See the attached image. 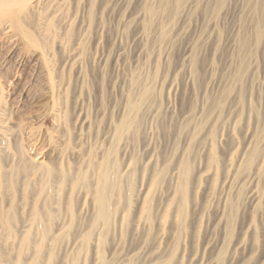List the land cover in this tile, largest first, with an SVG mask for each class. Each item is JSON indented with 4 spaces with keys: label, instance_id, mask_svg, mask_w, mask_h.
<instances>
[{
    "label": "rangeland",
    "instance_id": "obj_1",
    "mask_svg": "<svg viewBox=\"0 0 264 264\" xmlns=\"http://www.w3.org/2000/svg\"><path fill=\"white\" fill-rule=\"evenodd\" d=\"M258 1L42 0L32 10L31 25L36 26L33 32L37 30L40 42V31L51 26L46 35L50 78L54 83L64 80L65 104L59 112L50 110L49 75L39 60L40 51L2 32L1 118L14 130L23 125L25 136L34 134L27 147L33 160H42L52 168L62 162L72 169L89 154L93 161L100 160V155L113 147V129L124 117L126 96L135 94L130 90L131 78H149L150 107L139 116L133 139L114 150L118 163L136 166L138 189L149 162L156 163L157 168L171 165L176 153L189 148L202 129L197 141L190 143V161L202 175L211 135L222 162L237 152L244 153L250 138L264 123V4ZM148 10L152 18L146 16ZM143 24L148 28L145 36ZM187 57L192 58V64ZM240 100L243 108L239 107ZM241 116L250 117L245 129L237 126ZM80 118L85 120L83 127ZM7 136L6 153L16 151V136ZM53 148L68 149V153L59 159ZM6 153L0 157L5 167L0 175V202L24 189L20 166L11 178L9 167L13 162ZM39 175L36 172L30 178L37 180ZM226 176V169L219 165L215 195L206 185L203 191L188 197L191 226L168 229L162 235L143 226L122 239L111 235L103 248L105 257L117 258V264H165L174 255L188 262L195 258L192 264L208 263L228 244L225 225L219 220L224 223L229 218L231 222L228 212L237 210L235 237L228 250L231 260L226 264H264V175L244 187L242 182L235 183L228 196L234 207L228 203L225 208V194L218 186ZM171 185L150 203L156 215L169 200L165 189ZM36 187L31 181L28 190ZM5 194L7 197L1 200ZM236 231L244 234L243 240ZM7 234L0 228V244H5L6 250L17 248L19 239H6ZM64 239L54 244L51 264H71L76 245ZM35 242L34 237L33 246L20 256L21 264H30ZM159 245L162 254L154 258ZM137 252H142L140 259H136ZM46 258L45 254L38 264H45Z\"/></svg>",
    "mask_w": 264,
    "mask_h": 264
},
{
    "label": "bare ground",
    "instance_id": "obj_2",
    "mask_svg": "<svg viewBox=\"0 0 264 264\" xmlns=\"http://www.w3.org/2000/svg\"><path fill=\"white\" fill-rule=\"evenodd\" d=\"M41 2L42 0H0V19H4L0 20V33H10L11 39L24 40L28 46L40 51L39 60L49 75L50 110L56 113L63 109L65 104L66 90L64 87L66 85L63 83L64 80L54 83L50 78L46 35L51 26L46 25L47 27H43L40 31L43 39L41 42L35 35L37 30L35 34L33 32L36 26L31 25L34 18L32 10L37 9ZM258 4L263 5L264 0H259ZM151 13V10H148L146 16L152 18ZM143 31L145 36L148 31L147 25L143 24ZM165 37V31L161 32V38ZM59 46L61 49V44ZM244 46L245 43H242L241 47ZM186 61L192 64L191 57H187ZM188 73L191 74V69ZM148 80L143 81L138 75L131 78L129 86L132 94H135H133L134 97L130 94L126 96L124 117L113 129V147L100 155V160L93 161L92 155L89 154L81 165L72 169L64 166L62 162L52 168L43 165L42 160H33L27 147L30 142H33L34 134L30 136L28 132L25 136L23 125H18L16 130L8 127L0 115V145H3V148H0V157L8 151L7 135L13 134L16 136L15 141L18 147L16 151L6 153L13 162L9 167V172L12 178V175L19 170L17 167L19 165L20 176L24 179V189L20 194L12 193L8 201L0 202V228L7 231L6 239H19V244L15 249L6 250L5 244H0V264H21L22 260L19 258L24 255L22 253L27 248L33 246L31 244L34 237L36 242L31 251L34 256L30 259V264L43 261L45 254L47 255L45 264H51L55 256L54 244L64 238L65 241L76 245L77 251L71 257V264H80V259L82 264H117V258L108 259L103 253V248L111 235H120L122 239L127 233L137 232L141 226L153 228L162 235L167 234L168 229L191 226L190 214L188 217V197L197 195L198 191H203L206 185V188L215 195L219 165L226 169L227 173L221 186H218V189L225 194L222 200L225 208L230 203L228 196L233 193L235 183L242 182V187H244L251 185L256 178L264 175V123L262 127L256 129L244 153L237 152L222 162L216 155V142L214 135H211L208 150L204 153L205 162L202 175H199L200 168L194 167L190 161V143L193 145L197 141L202 131L199 129L194 139L190 141L189 148L181 154L177 152L171 165L157 168L156 163L149 162L137 189L136 166L131 163L119 164L114 152L126 146L130 138L133 139L139 116L150 107L152 92L149 86L152 84V79L148 78ZM235 80H239V77L235 76ZM3 95V87L0 85V106L3 103ZM230 95L231 92L228 96ZM239 107L243 108L242 100L239 101ZM249 121L250 117L241 116L237 126L245 129ZM79 123L83 127L85 120L80 118ZM53 149L55 156L59 159H63L68 153V149L62 151L59 148ZM76 153L80 155L79 151H71L72 155H77ZM36 172L40 174L38 179L30 178ZM4 173L5 167L0 159V175ZM144 175L147 177L144 178ZM31 181L36 182L37 187L28 190ZM210 182L212 186L209 185ZM169 184L172 185L169 190L167 188L165 191L170 198L164 205H160L162 213L156 215L157 211H154L150 203ZM5 197H7L6 194L2 195L1 200ZM131 207L136 210L131 212ZM228 214L232 219L231 222L229 218H225L224 223L223 219L219 220L221 225H225L228 244L221 249L215 259L205 264H226L231 260L228 250L234 236V220L237 210L230 211ZM237 235L240 238L242 236L241 240H243V233H237ZM157 249V253L153 255L154 258L162 254L159 252L160 245ZM141 253H136V259H140ZM194 260L195 258L188 262L187 258L174 255L170 256L165 264H192Z\"/></svg>",
    "mask_w": 264,
    "mask_h": 264
}]
</instances>
